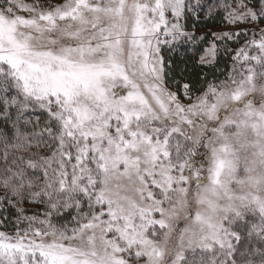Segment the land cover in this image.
<instances>
[{"label": "snow or ice", "instance_id": "snow-or-ice-1", "mask_svg": "<svg viewBox=\"0 0 264 264\" xmlns=\"http://www.w3.org/2000/svg\"><path fill=\"white\" fill-rule=\"evenodd\" d=\"M0 264H264V0H0Z\"/></svg>", "mask_w": 264, "mask_h": 264}]
</instances>
